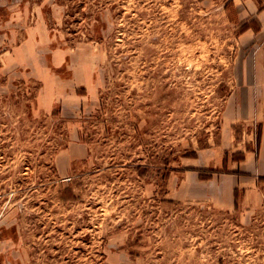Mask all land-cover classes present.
<instances>
[{
	"label": "rangeland",
	"instance_id": "1",
	"mask_svg": "<svg viewBox=\"0 0 264 264\" xmlns=\"http://www.w3.org/2000/svg\"><path fill=\"white\" fill-rule=\"evenodd\" d=\"M242 1L0 0L13 264H264V206L245 215L166 194L171 172L225 137L253 51Z\"/></svg>",
	"mask_w": 264,
	"mask_h": 264
},
{
	"label": "crops",
	"instance_id": "2",
	"mask_svg": "<svg viewBox=\"0 0 264 264\" xmlns=\"http://www.w3.org/2000/svg\"><path fill=\"white\" fill-rule=\"evenodd\" d=\"M242 2L256 20L255 26L249 25L242 33L253 44V51L249 60L240 63L239 84L226 104L225 137L209 151H199L191 160L192 169L171 172L166 194L174 199L207 200L231 211L236 209L238 192L237 211L247 215L264 206V0ZM240 123L251 126L250 134H253L239 132L243 138L237 140L234 127ZM227 144L237 145L234 147L237 149H226ZM237 150L243 152L242 160L233 159ZM225 163L228 167L224 170ZM201 168L214 170L207 172L208 178H203L205 172ZM1 231L0 226V264H13L8 254V239ZM16 264H20L17 258Z\"/></svg>",
	"mask_w": 264,
	"mask_h": 264
},
{
	"label": "trees",
	"instance_id": "3",
	"mask_svg": "<svg viewBox=\"0 0 264 264\" xmlns=\"http://www.w3.org/2000/svg\"><path fill=\"white\" fill-rule=\"evenodd\" d=\"M236 154L239 155L238 158H236V160H242L244 158L243 152H238ZM202 176H203V178H208L209 177V175L206 174V173H202ZM236 196H237V199H236V209H238V192L236 193Z\"/></svg>",
	"mask_w": 264,
	"mask_h": 264
}]
</instances>
